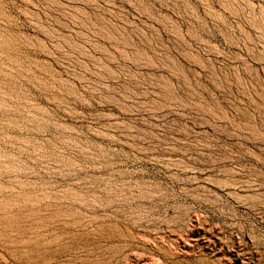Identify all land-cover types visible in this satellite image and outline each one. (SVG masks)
<instances>
[{
    "label": "rangeland",
    "instance_id": "rangeland-1",
    "mask_svg": "<svg viewBox=\"0 0 264 264\" xmlns=\"http://www.w3.org/2000/svg\"><path fill=\"white\" fill-rule=\"evenodd\" d=\"M0 264H264V0H0Z\"/></svg>",
    "mask_w": 264,
    "mask_h": 264
}]
</instances>
